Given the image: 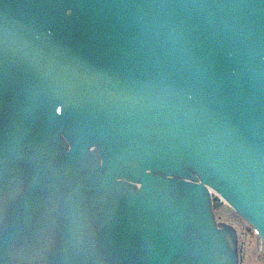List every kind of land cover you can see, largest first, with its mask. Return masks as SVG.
Here are the masks:
<instances>
[{
	"label": "water",
	"instance_id": "water-1",
	"mask_svg": "<svg viewBox=\"0 0 264 264\" xmlns=\"http://www.w3.org/2000/svg\"><path fill=\"white\" fill-rule=\"evenodd\" d=\"M204 183L264 242V0H0V264H238Z\"/></svg>",
	"mask_w": 264,
	"mask_h": 264
},
{
	"label": "rangeland",
	"instance_id": "rangeland-1",
	"mask_svg": "<svg viewBox=\"0 0 264 264\" xmlns=\"http://www.w3.org/2000/svg\"><path fill=\"white\" fill-rule=\"evenodd\" d=\"M217 214L221 221L232 222L240 227L241 237L238 246L241 245L240 242L244 244L243 256L240 259L241 264H264V244L257 233L251 235L245 230L246 221L233 209L225 206L219 207ZM239 222H242L243 226Z\"/></svg>",
	"mask_w": 264,
	"mask_h": 264
},
{
	"label": "bare ground",
	"instance_id": "bare-ground-1",
	"mask_svg": "<svg viewBox=\"0 0 264 264\" xmlns=\"http://www.w3.org/2000/svg\"><path fill=\"white\" fill-rule=\"evenodd\" d=\"M176 168H178L177 171H180L181 166L176 165ZM204 184L209 190L210 199H211V211H212V215H214L215 221L217 222V223L215 222H212V223L216 224V226L221 229H223L226 226H229L235 229V246H236V252H237V261H238V264H241L240 258H242L243 252H242V249L240 251V248H239L240 246H238L239 238L241 237L240 227L238 225L233 224L232 222L230 223L226 221H221L220 216H218L217 214V210L219 207L225 206L230 209H233L238 215L242 216L243 213L241 211H238L233 205L229 204L230 202L227 201L228 199H226L213 185L210 186L208 183H204ZM247 221L249 222L248 219ZM239 223L240 225L243 226L242 222H239ZM216 226L215 228H217ZM240 243L242 247L243 242H240ZM241 252H242V255H241Z\"/></svg>",
	"mask_w": 264,
	"mask_h": 264
},
{
	"label": "flooded vegetation",
	"instance_id": "flooded-vegetation-1",
	"mask_svg": "<svg viewBox=\"0 0 264 264\" xmlns=\"http://www.w3.org/2000/svg\"><path fill=\"white\" fill-rule=\"evenodd\" d=\"M245 230L247 231V232H249V234H252V235H255L256 233H255V231L253 230V228L251 227V226H249L248 225V223H246V225H245ZM240 251H241V249H242V252H243V250H244V244L242 245V247H241V245H240ZM242 252H241V255H242ZM240 254V253H239ZM240 259H242V258H240Z\"/></svg>",
	"mask_w": 264,
	"mask_h": 264
}]
</instances>
